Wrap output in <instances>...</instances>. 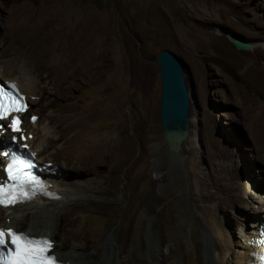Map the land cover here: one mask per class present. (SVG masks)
<instances>
[{"label": "rangeland", "instance_id": "rangeland-1", "mask_svg": "<svg viewBox=\"0 0 264 264\" xmlns=\"http://www.w3.org/2000/svg\"><path fill=\"white\" fill-rule=\"evenodd\" d=\"M231 38L253 49L238 51ZM164 51L182 62L190 94V137L177 155L169 152L161 125L157 59ZM0 72L4 78L9 72L38 82L27 116H39L41 127L25 126L36 136L35 146L48 121L55 127L62 111L73 119L85 114V129L73 134L66 128L65 136L72 145L79 139L81 149H73L74 155L101 162L104 173L116 165L123 145H131L129 162L138 165L125 173L143 178L138 191L160 179L156 191L163 185L161 193L170 195L158 208L172 203L175 231L183 196L196 189L195 180L215 181L225 166H238V183L264 171V0H0ZM51 137L54 147L44 142L40 156L55 165L56 173L69 164L55 148L57 136ZM259 177L264 186V176ZM124 185L118 186L119 200ZM243 193V202L220 211L222 218L251 222L252 211L261 214L257 198ZM78 214L73 229L52 237L62 253L85 237L95 246L107 227L110 237L113 227L126 224L122 213L111 226L97 213ZM170 233L169 228L164 232L165 245Z\"/></svg>", "mask_w": 264, "mask_h": 264}, {"label": "bare ground", "instance_id": "bare-ground-1", "mask_svg": "<svg viewBox=\"0 0 264 264\" xmlns=\"http://www.w3.org/2000/svg\"><path fill=\"white\" fill-rule=\"evenodd\" d=\"M6 76L9 78H4V74L0 72L1 80L16 83L29 103L34 105L35 102L31 98L37 96L39 90L37 80L36 84L33 82L34 77L27 80L21 76L15 77V73L9 74V72ZM60 83L63 84L62 81ZM65 114L64 111L59 113V118L54 123L55 127L47 120L49 128L41 132L39 147L35 146L34 141L30 142L32 149L38 153V162L42 165L51 162L40 156L43 149L45 150L44 142L48 147L54 145L51 143L53 142L50 140L51 136H57L54 142L55 148L67 155L69 167H64L67 170L56 173L50 171L53 176L47 179L53 183L52 191L57 197L36 198L14 208H0L2 228L22 230L31 237H47L53 241L52 237L59 230H71L76 226L80 219L78 213H97L102 218L105 217L110 226L117 213H122L126 218L125 227L121 229L113 227L114 232L110 237L105 236L107 227L97 245L94 246L93 241L85 237L63 253L60 245L55 244L52 254L64 264H250L252 260L248 257L250 248L247 242L255 236L260 222L264 220V203L261 200L264 186L259 185L258 182L259 176L261 178L264 176V171L260 173L261 175L254 174L258 171H253L247 174L245 181L238 183L240 180L238 166L233 169L225 166L215 181H210V178L195 180L196 189L183 196L179 212L181 222L175 231L172 203L166 204L161 209L158 208L170 195L165 191L161 193L163 185H160V193L156 191V183L161 182L160 179L151 180L148 189L138 191L135 186L143 178L138 176L130 179L129 170L125 173V169L138 165L137 160L132 164L129 162L134 151L133 147L129 144L123 145L116 157V165L114 163L113 168L104 173L105 167L101 162L90 161L85 155L78 157L74 155L73 149H81L77 145L79 139H74L72 145L70 138L65 136L66 128H70L73 134L85 129V114L81 113L75 119ZM58 123L66 125L58 126ZM39 125L41 127L40 122L37 121L33 127ZM28 134L33 135V132ZM183 150L182 148L181 153ZM178 159L182 163V158ZM62 173L64 177H61ZM83 174L89 178L82 179ZM122 181H125V185L121 192L123 197L119 200L118 186ZM236 190L257 198L258 205L255 208L262 212L260 214L259 211H252L255 217L251 218V222L245 219L235 223L220 215L222 209L235 208L238 203L243 202L242 192L237 194ZM132 202L135 204L131 210L129 204ZM213 203L216 205L213 206ZM249 208L252 210L253 206ZM138 213H142L141 218H137ZM27 219H29L28 223ZM81 219L85 220L86 215ZM22 225H25V230ZM167 228L171 229V235L170 240H167L168 245H165L164 232ZM145 232L146 236L143 235ZM91 250H94V253H90Z\"/></svg>", "mask_w": 264, "mask_h": 264}, {"label": "snow or ice", "instance_id": "snow-or-ice-1", "mask_svg": "<svg viewBox=\"0 0 264 264\" xmlns=\"http://www.w3.org/2000/svg\"><path fill=\"white\" fill-rule=\"evenodd\" d=\"M24 105L16 108L13 105L5 109L0 105V119L4 118L5 111H22ZM35 120V118H33ZM20 121L14 120L11 125L13 131H20ZM7 155V153H5ZM31 164L18 161L15 156L7 166V173L11 183L5 185L0 182V206L9 207L24 200L31 199L28 187L35 183L34 178L25 176L24 167ZM11 245V246H9ZM52 242L48 239H36L23 234L22 230L0 228V264H55V257L50 255Z\"/></svg>", "mask_w": 264, "mask_h": 264}, {"label": "water", "instance_id": "water-1", "mask_svg": "<svg viewBox=\"0 0 264 264\" xmlns=\"http://www.w3.org/2000/svg\"><path fill=\"white\" fill-rule=\"evenodd\" d=\"M238 51L248 52L253 45L242 39L231 38ZM157 63L161 73V125L163 139L172 155L181 154L190 137V94L182 62L170 51L162 52ZM1 82V81H0Z\"/></svg>", "mask_w": 264, "mask_h": 264}, {"label": "clouds", "instance_id": "clouds-1", "mask_svg": "<svg viewBox=\"0 0 264 264\" xmlns=\"http://www.w3.org/2000/svg\"><path fill=\"white\" fill-rule=\"evenodd\" d=\"M0 84H2L3 86H7V83H14V82H10V81H3V80H1L0 79ZM3 81V82H2ZM15 84V86H16V88H17V90H18V92H19V95H21L22 97H24L25 99H26V95H24V94H22L21 93V91H20V89H19V86L16 84V83H14ZM26 101H27V103L30 105V109L32 108L31 107V104L29 103V101L26 99ZM37 116V115H36ZM39 117V116H38ZM40 119V118H39ZM39 121V120H38ZM33 142V141H32ZM32 145V144H31Z\"/></svg>", "mask_w": 264, "mask_h": 264}, {"label": "flooded vegetation", "instance_id": "flooded-vegetation-1", "mask_svg": "<svg viewBox=\"0 0 264 264\" xmlns=\"http://www.w3.org/2000/svg\"><path fill=\"white\" fill-rule=\"evenodd\" d=\"M35 139H36V136H35Z\"/></svg>", "mask_w": 264, "mask_h": 264}]
</instances>
